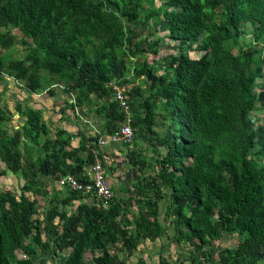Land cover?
<instances>
[{
  "label": "trees",
  "instance_id": "1",
  "mask_svg": "<svg viewBox=\"0 0 264 264\" xmlns=\"http://www.w3.org/2000/svg\"><path fill=\"white\" fill-rule=\"evenodd\" d=\"M164 44L172 48L160 54ZM5 75L28 96L53 98L59 87L73 98L62 112L96 106L103 127L70 133L27 99L16 100L20 127H9L14 113L0 97L1 172L25 181L20 194L0 188V264H50L34 259L46 254L51 264H128L170 227L189 253L159 264H264V119L254 116L264 108V0H0ZM114 82L145 147L130 159L135 179L153 173L108 203L68 187L51 195L42 177L88 182L97 157L105 166L101 139L125 120ZM29 192L47 195L43 218ZM225 234L237 243L217 258ZM118 244L123 257L111 251Z\"/></svg>",
  "mask_w": 264,
  "mask_h": 264
},
{
  "label": "crops",
  "instance_id": "2",
  "mask_svg": "<svg viewBox=\"0 0 264 264\" xmlns=\"http://www.w3.org/2000/svg\"><path fill=\"white\" fill-rule=\"evenodd\" d=\"M57 94L53 98L47 93H36L32 94L30 97V104L34 106L35 108H41L44 112V116L46 119H51L53 121H56L58 126L61 128L67 130L70 133H78L79 131L83 130L86 132V134L89 135H96L99 133L103 127V120L97 113V107L93 106H86L85 108H78L76 111H73L72 109L68 108L65 112L61 111V108L66 106V100L69 98V95L64 93L59 87L57 88ZM38 97L41 98V102H38L39 100L36 99ZM59 98L63 99L62 101H59ZM70 102H73V98H69ZM58 107V108H57ZM57 109L58 111H54L56 114L53 116H50L51 111ZM262 109L261 116L258 117L256 115V112L254 113L255 119H264V108L258 107L256 110ZM59 112V113H58ZM58 113V114H57ZM123 123V122H122ZM121 123V124H122ZM110 134H106L105 137L101 140H105V144H101V151L103 152V160L105 161V171L107 174V178L110 182L111 187H113L115 195L120 196L121 198H124L125 196L129 195L128 191L129 188H133L134 182H138L145 176V172L138 171V178L135 179V175L133 174V164L130 163V159L133 158L132 155L134 153H139L140 150H138L136 143H124L123 141H111L109 138ZM79 138H75L73 140V146H78ZM134 146L136 148H134ZM133 147V148H132ZM126 149H128V152L126 153ZM126 150V151H125ZM136 150L137 152H133ZM127 156V165L124 163V156ZM101 159V158H100ZM102 160V159H101ZM103 162V161H102ZM131 164V165H130ZM131 166V167H130ZM150 173H153V169L150 168ZM150 174V176H151ZM135 179V180H134ZM167 203V206L169 204L168 200H163ZM162 201V202H163ZM161 202V203H162ZM161 203H160V210H161ZM167 209V207H166ZM166 211V210H165ZM162 212V211H160ZM136 215V214H135ZM165 213L163 215V219L160 220L164 223L166 221L164 220ZM169 220H167L168 222ZM170 227L169 229H171ZM168 229V230H169ZM165 237H167V240L170 241L172 236L169 234V231L165 233L161 238L157 239L156 241L146 240L143 243L139 245L137 249L133 251V254L128 259V264H137L140 257H143L147 264H159V258L162 255L166 256V251H168L169 255L175 256V254H172L169 249H172V246H167L168 241H164ZM117 248H112L113 253H117L119 256H124V249L120 248L122 247L121 244H118ZM168 247V248H167ZM125 251H127L125 249ZM128 252V251H127ZM158 257V258H157ZM171 257V256H170ZM148 258V259H147Z\"/></svg>",
  "mask_w": 264,
  "mask_h": 264
},
{
  "label": "rangeland",
  "instance_id": "3",
  "mask_svg": "<svg viewBox=\"0 0 264 264\" xmlns=\"http://www.w3.org/2000/svg\"><path fill=\"white\" fill-rule=\"evenodd\" d=\"M156 4H157V6H159L161 4V0H156ZM165 33L166 32H162L160 34H165ZM167 41H168V39H167ZM168 42H169L168 44H170L171 46H174V44H175V42H171V41H168ZM166 46L167 45L164 44V48L161 50L160 54L161 53L163 54L165 51L168 52V51H170V48H172V47H166ZM173 50H174V52L176 51L175 50V46H174ZM26 53H27V50L24 47H22V48H20L18 50L16 55L22 57ZM192 55H194V54L192 53ZM4 80H6L7 82H5ZM4 80L1 81V77H0V97L2 98L1 104L3 106L8 107L14 113V116H13L11 122H8L7 125H9V127L14 126L16 128H19L20 125H21V122H20V118L21 117H20L19 113L15 109L16 100H24V99L30 100V97H27L28 96L27 93H25L23 91H20L19 87H17V84H16L15 80L12 77H10L9 75H5ZM130 85H132V84H130ZM5 86H6V88H5ZM4 88L6 89V92L3 91ZM41 98L42 97H38L36 99L39 100L38 102H41ZM62 100H63L62 98L61 99L59 98V101H62ZM38 109H41V108H38ZM261 110L262 109H258V110H256L257 112L255 111L256 115H258V117H262L261 116V114H262ZM54 111L56 112L58 110L57 109L52 110L50 116H53L54 114H56ZM42 112H44V111L42 110ZM44 118H45V116H44ZM134 140L135 139H133V142H134ZM134 143L138 144L137 148L140 151L145 148L143 145L140 144L141 143L140 141H138V143L137 142H134ZM100 144H105V142L104 143L100 142ZM134 148H136V147L134 146ZM126 150L125 151L127 153L128 149H126ZM153 155H154V152H152V151H148V152L146 151L145 152V156L147 158H149V157H151ZM126 157L127 156L125 155L124 156V163L127 165V158ZM97 158H99V157H97ZM4 169H5V163L0 160V188L10 189V190H13L16 193L20 194V192H21L20 191V187L24 184V182H25L24 179L21 178L20 176H17L11 170H7V169H6V173L3 174L1 171L4 170ZM143 172H145V176H147V177H149L150 174H151L150 173V169H146V171H143ZM41 182H42L43 186H46V187H42V188H46L51 193V195L53 194V192H52V188L53 187L57 188V190H62V189L65 188V187L59 186L56 181L50 180V178L42 177L41 178ZM112 189H113V187H112ZM113 191H114V189H113ZM27 194L30 195L32 198H36L39 201V214L37 216H39L40 218H43L45 209L48 206L47 205V201L48 200L46 198L47 195L40 194V193H39V195H33V192H29ZM166 207H167V203L165 201H163L161 203V211H162L161 212V219H163V215L165 213ZM168 231H169V234L171 236L174 234V229L173 228L169 229ZM164 241L165 242L168 241L167 237H165ZM236 243H237V239L236 238H234V237H232V236H230L228 234H225L223 236V239H222L221 243L216 242V244H214L215 246H217V244H218V247H214L212 249V251H213L214 255L218 258V253L221 250V248H224V247H226L228 245L229 246H234ZM167 244H168L167 245L168 247L172 246V249H169V251L172 254H175V256L169 255L168 251H166L165 254H166L167 257H169L172 260L173 259H179V260L183 259L184 260L186 258V256L188 255V253H189V249L190 248L188 246L186 248L185 247L183 248V247L176 246V242H175L173 237L171 238L170 241L167 242ZM18 254H19L20 257H26V255L24 253H22L21 251L18 252ZM34 259L36 260L37 263L49 262L51 264L53 262V259H52V257L49 254H46L43 257L34 256ZM54 261H56L57 264H61V262H62V261L60 262L58 259L57 260L55 259ZM184 264H190V263L188 261H185Z\"/></svg>",
  "mask_w": 264,
  "mask_h": 264
},
{
  "label": "built area",
  "instance_id": "4",
  "mask_svg": "<svg viewBox=\"0 0 264 264\" xmlns=\"http://www.w3.org/2000/svg\"><path fill=\"white\" fill-rule=\"evenodd\" d=\"M111 88L114 99L118 102L120 108L125 113V120L113 133L109 135V138L111 141H123L124 143H131L134 139V131L131 125L132 111L125 87L117 82H114L112 83ZM101 142L104 143L106 141L101 140ZM88 175V182L81 181L72 174L62 176L56 182L61 187L91 192L95 194L100 200L108 203L115 196V193L107 178L105 166L100 158H97L92 164Z\"/></svg>",
  "mask_w": 264,
  "mask_h": 264
}]
</instances>
